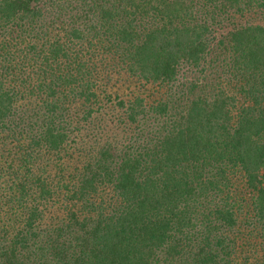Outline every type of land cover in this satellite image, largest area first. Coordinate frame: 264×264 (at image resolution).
Returning <instances> with one entry per match:
<instances>
[{
	"label": "trees",
	"instance_id": "obj_1",
	"mask_svg": "<svg viewBox=\"0 0 264 264\" xmlns=\"http://www.w3.org/2000/svg\"><path fill=\"white\" fill-rule=\"evenodd\" d=\"M0 264H264V0H0Z\"/></svg>",
	"mask_w": 264,
	"mask_h": 264
}]
</instances>
